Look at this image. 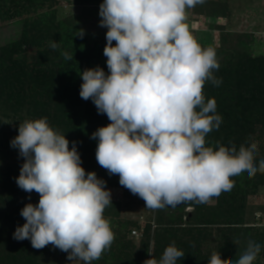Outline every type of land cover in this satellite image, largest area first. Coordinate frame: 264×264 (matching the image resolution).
Listing matches in <instances>:
<instances>
[{"label": "clouds", "instance_id": "clouds-1", "mask_svg": "<svg viewBox=\"0 0 264 264\" xmlns=\"http://www.w3.org/2000/svg\"><path fill=\"white\" fill-rule=\"evenodd\" d=\"M205 0H103L99 26L107 28L103 55L108 73L96 66L79 73V95L91 99L110 123L99 127L96 160L119 184L158 210L186 202L207 203L234 187L232 177L264 173V159L254 163L257 144L206 146V136L222 117L214 98L205 99L206 81L219 86L216 51L204 48L185 24L187 10ZM80 29L76 36L83 38ZM115 41V45H113ZM53 49L56 42H50ZM61 55L72 60L67 51ZM54 130L47 118L25 120L10 146L24 158L16 183L39 194L37 204L20 211L25 219L13 238L30 240L35 249L49 244L71 262L92 264L115 239L106 207L111 190L94 171L81 166L77 142ZM30 199V196H29ZM239 245L240 241H233ZM261 245L249 240L236 264H253ZM177 264L185 256L173 241L159 260ZM208 264H228L213 252Z\"/></svg>", "mask_w": 264, "mask_h": 264}, {"label": "rangeland", "instance_id": "rangeland-1", "mask_svg": "<svg viewBox=\"0 0 264 264\" xmlns=\"http://www.w3.org/2000/svg\"><path fill=\"white\" fill-rule=\"evenodd\" d=\"M102 2L0 0V214L8 215L5 221L0 220V264H20L22 257L18 256V250L28 249L26 245H31V242L28 239L17 241L10 233L26 222L20 215L21 209L27 203L37 204L39 200L38 193H26L16 183L24 158L18 149L10 146V141L18 135L19 124L46 117L54 130L65 134L71 149L72 141L79 145L81 134L76 126L67 127L69 117L80 113V119L85 120L83 115L86 119L96 115L95 108L83 114L84 106L92 108L94 103L79 95L83 82L79 73L92 67L86 65L78 69L76 65L69 74L61 69L83 60L90 50L104 49L107 28L99 26V5ZM185 24L202 47H212L216 51L219 63L213 75L222 82L215 86L206 81L203 86L206 101L214 98L216 113L222 117L219 128L206 136V146L215 148L218 143L228 146L225 128L231 129L236 132V137L242 134L245 146L252 142L257 144L254 163L258 167L259 161L264 159V71L239 74L229 70H236L241 65H260L264 69V61L257 60L264 58V0H205L187 11ZM80 29L85 32L83 38L76 36ZM50 42H56L58 47L51 48ZM65 51L73 55L72 60L61 55ZM51 66L56 72L63 73L62 79L53 77L48 71ZM248 75L251 79L254 76L255 84L247 81ZM235 78L243 79L237 91ZM53 86L55 89L50 90ZM235 91L238 98L233 97ZM72 94H76L79 105ZM237 101L245 103V113L236 108ZM250 103L254 107L249 106ZM238 111L240 116L237 117ZM103 116L109 123L106 114ZM78 152L80 154V150ZM91 155L96 157L94 153L89 158ZM96 168L99 176L103 168L99 164ZM232 179V193L244 198L241 199L243 215L236 219L222 216L230 206L221 202L219 197H213L207 203L197 204V224L188 223L186 215L189 217L195 210L194 206H188L181 221L182 212H175L176 225L161 226L176 229L177 236H181L175 245L185 256L177 264H208L213 252H219L223 260L228 256L239 259L245 251L241 244L249 240L261 245L253 264H264V173L257 172L250 179L246 172L242 177ZM106 187L111 190L112 205L106 207L104 216L111 223L115 239L111 248L92 264H143L151 259L148 251L140 250L147 227H151L149 252L159 260L161 256L154 252V239L156 234L164 232L159 230L161 210L146 208L143 199L133 195L119 182L106 183ZM205 211L215 213L210 221L202 216ZM181 229L194 231L186 236ZM133 230H138L140 235L134 236ZM236 240L240 241L239 245L233 242ZM31 251L33 256L29 264H35L34 260L36 264H83L79 260L69 261L67 253L51 244Z\"/></svg>", "mask_w": 264, "mask_h": 264}, {"label": "trees", "instance_id": "trees-1", "mask_svg": "<svg viewBox=\"0 0 264 264\" xmlns=\"http://www.w3.org/2000/svg\"><path fill=\"white\" fill-rule=\"evenodd\" d=\"M189 10L190 9H188L187 11H189ZM19 47H20V43H19ZM106 59L107 58L103 55V49L95 48V49L90 50L86 53L85 57H83L84 61L81 59L76 64L70 63V65L68 67H64V69L62 68L61 70H62V72H65V74H69V71L72 70V68L74 66L77 65V68L79 69V68L85 67L87 65V66H90L92 68L99 66V67L103 68L106 73H108V69H107V65H106ZM257 60L264 61V58H257ZM252 62L255 63L256 61L253 60ZM243 64H245V62H243ZM248 65H249V63H248ZM52 68H53V66H51L48 71H51L53 77L62 79L63 73L56 72ZM229 71L239 73V74H241L243 72H250V73L255 74L256 71H258L259 73H262L264 71V69H262L260 67V65H258V67L241 65L236 70H229ZM223 72H225V71H223ZM53 77H51V78H53ZM246 77L248 78L247 81H253L255 84V80H254L253 75H252V79H251L250 75H248ZM235 79L237 82L236 83V85H237L236 91H237V89H238V87H239V85L243 79L242 78H235ZM59 85H61V84H57V86H59ZM31 86H33V85H31ZM55 87L56 86H53L49 89L53 90V89H55ZM61 87H64V86L61 85ZM77 89H78V87H77ZM57 91L60 92V89L57 88ZM236 91H235V94L233 97L238 98V95H237L238 92L236 93ZM2 93H4V92H2ZM72 97L75 98L76 104L79 105L80 102L78 101L76 94H72ZM253 103H255V102H253ZM253 103H250L249 106L254 107ZM237 104L238 105H236V108H238V110L242 114L245 113V103L242 101H237ZM93 108H95L94 112H96V115L94 114V117L92 116V117L86 119V116L83 115L85 120L80 119L81 115L79 113L76 116L75 115L70 116L66 122L68 125L67 126L68 128L70 125H73L79 129V133L81 135L79 138V145H77V150H80V156H81V161H82L81 166L86 170V172H90V171L96 172L98 169V168H96V164H98L97 160L95 159L96 157H94V155H91V157L89 158L90 154H94L96 152V147H97V143H98V140L91 139V135L99 127L107 126L110 123V121L108 123L105 120L103 114H98L97 109H96L95 105H93V104H92V108L84 106L83 114L88 112V111L90 112ZM239 111L236 113L237 117L240 116ZM225 130L228 132V135L226 136V139H225V141L229 140L228 146H231L230 142H231V144H234L237 148L241 144H244L242 141V134H241V137L240 136L236 137V132H232L231 129H227V128H225ZM239 130L242 131L241 129H239ZM223 134H224L223 136H225V133H223ZM219 138H221V136ZM215 148H216V146H215ZM85 160L87 161V163ZM244 174H246V172L242 173L241 175H239L237 177H242V175H244ZM98 177L105 180L106 183L115 184L116 182H119L118 175L109 176L107 170H105L104 168ZM219 198H220L221 202L223 201L230 206V209H226L225 211H223L222 216L227 215L228 217L230 216V219H233V218L236 219L237 217L241 216V214L243 215L242 210H243L244 205H243V202L241 199H244V198L240 199L238 197V195H236L235 193L234 194L232 193V190L227 191V192H223L219 196ZM188 206H194L195 207V210H193V212L189 215V217L186 214H184L185 209ZM221 208H223V207H221ZM216 209L217 208H213L212 210H216ZM160 210H161V216H160V221H159V225H160L159 230H160V232H162V231H164V232L160 233V234H156V237L154 239V252H155L156 256H159V255L162 256L164 249L169 244H171L173 241L176 244V241L181 238V236H177V234H176L178 230L171 229L169 227L168 228L167 227H165V228L161 227V226H174L178 223V221H175V219H176L175 218V214H176L175 212H178V213L182 212L183 216H180V221L186 215V217L189 218L188 223H190V224H197V221H198L197 215L199 214L198 213L199 208H198L197 203H195V202H186V203L179 204L175 207L168 206V207H165L164 209H160ZM214 214H215L214 212L205 211L202 216L206 217L207 221H210L211 220L210 217L213 216ZM7 217H8V215H6V214L4 216L0 214V220L4 219V221H5V219H7ZM150 228L151 227H149V228L147 227V232L143 235V237L141 239L140 250H145V251L150 250V247H151V245H150ZM161 229H163V230H161ZM15 230H16V228H13L11 230V232H14ZM181 231L183 232V234L185 232L184 235L188 236V232L194 231V229H181ZM10 234L13 235V233H10ZM131 241H129V244L132 243ZM247 243L241 244L243 246V249H246ZM26 246L28 249L18 250V252H19L18 256L22 257V259L20 260V264H29V262H31V257L33 256L31 250L33 247H32V245H26ZM225 260H228V264H236V261L238 259H235V258L232 259L231 257L228 256ZM33 262L35 264L37 263V261H35V260Z\"/></svg>", "mask_w": 264, "mask_h": 264}, {"label": "built area", "instance_id": "built-area-1", "mask_svg": "<svg viewBox=\"0 0 264 264\" xmlns=\"http://www.w3.org/2000/svg\"><path fill=\"white\" fill-rule=\"evenodd\" d=\"M132 233H133L134 236H139L140 235L138 230H134V231H132Z\"/></svg>", "mask_w": 264, "mask_h": 264}]
</instances>
